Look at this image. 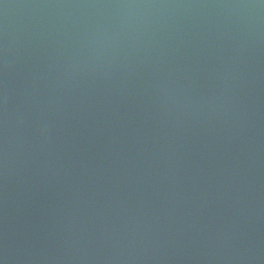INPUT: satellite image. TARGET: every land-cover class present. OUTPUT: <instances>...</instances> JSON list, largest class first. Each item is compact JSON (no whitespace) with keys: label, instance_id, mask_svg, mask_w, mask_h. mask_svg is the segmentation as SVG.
<instances>
[{"label":"water","instance_id":"1","mask_svg":"<svg viewBox=\"0 0 264 264\" xmlns=\"http://www.w3.org/2000/svg\"><path fill=\"white\" fill-rule=\"evenodd\" d=\"M0 264H264V0H0Z\"/></svg>","mask_w":264,"mask_h":264}]
</instances>
